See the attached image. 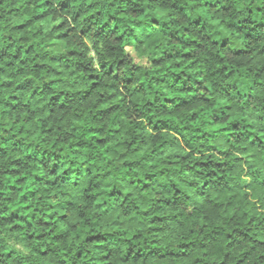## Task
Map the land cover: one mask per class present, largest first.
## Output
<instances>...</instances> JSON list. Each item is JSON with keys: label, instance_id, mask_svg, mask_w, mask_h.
Wrapping results in <instances>:
<instances>
[{"label": "clouds", "instance_id": "9594fccd", "mask_svg": "<svg viewBox=\"0 0 264 264\" xmlns=\"http://www.w3.org/2000/svg\"><path fill=\"white\" fill-rule=\"evenodd\" d=\"M0 264H264V0H0Z\"/></svg>", "mask_w": 264, "mask_h": 264}]
</instances>
